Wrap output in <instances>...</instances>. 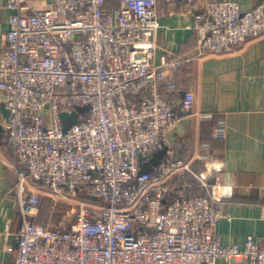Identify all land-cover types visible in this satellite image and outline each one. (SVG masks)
<instances>
[{
  "label": "built area",
  "instance_id": "2783aa9c",
  "mask_svg": "<svg viewBox=\"0 0 264 264\" xmlns=\"http://www.w3.org/2000/svg\"><path fill=\"white\" fill-rule=\"evenodd\" d=\"M109 1L38 8L6 0L0 94L10 110L6 136L23 223L17 258L2 264H264V235H249L241 247L216 230L224 211L213 171L222 162L197 171L168 142L180 120L170 76L192 57L155 60L159 0H112L111 8ZM194 29L197 55L231 53L264 34V3L243 9L237 0H206ZM194 100L187 93L185 108ZM78 106L86 110L65 130L62 113ZM225 123L219 119V134ZM167 143L161 163L141 172L140 156ZM189 175L206 194L170 184ZM68 193L77 195L69 226L34 221L43 195Z\"/></svg>",
  "mask_w": 264,
  "mask_h": 264
},
{
  "label": "crops",
  "instance_id": "0c3cea01",
  "mask_svg": "<svg viewBox=\"0 0 264 264\" xmlns=\"http://www.w3.org/2000/svg\"><path fill=\"white\" fill-rule=\"evenodd\" d=\"M205 1L195 0L188 6L159 0L161 27L156 36L155 60L160 62L167 56L192 57L170 76L176 85L173 99L177 111L187 93L195 97L187 132L171 147L176 157L191 160L197 171L222 162V167L213 171L220 181L218 205L224 211L216 230L225 243L242 247L249 235L256 238L264 235V34L249 39L231 53L197 55L195 12ZM237 1L243 9L264 3V0ZM51 2L32 0L38 8ZM5 3L6 0H0V52L6 47L10 27L11 11L5 8ZM115 4L110 0L108 7ZM163 89L166 90L165 85ZM4 104L0 94V264L17 258L18 233L23 223L16 192L18 176L6 136L8 118L2 109ZM204 113H212L214 117L203 119ZM219 119L226 121L224 134L217 132ZM191 176L186 180L176 177L170 184L184 187L189 196L206 194V189L198 180V185L194 184Z\"/></svg>",
  "mask_w": 264,
  "mask_h": 264
},
{
  "label": "water",
  "instance_id": "95a60500",
  "mask_svg": "<svg viewBox=\"0 0 264 264\" xmlns=\"http://www.w3.org/2000/svg\"><path fill=\"white\" fill-rule=\"evenodd\" d=\"M6 105L2 106L3 112L5 113L6 117L9 119L10 117V110L5 109ZM86 108L83 106H78L76 110L71 113L64 112L62 113V118L64 122V129H68L73 123L79 121L78 112L85 111ZM180 120L176 128L170 131L167 135L168 142L173 143L177 141L180 135H184L187 132V128L192 121V117L189 115L191 110L185 108L184 102L182 103L180 109L177 111ZM169 143L165 144L161 149L152 153L151 155L140 156V165H141V172H149L153 169L154 166L161 163V161L166 157L169 149Z\"/></svg>",
  "mask_w": 264,
  "mask_h": 264
},
{
  "label": "rangeland",
  "instance_id": "374dc122",
  "mask_svg": "<svg viewBox=\"0 0 264 264\" xmlns=\"http://www.w3.org/2000/svg\"><path fill=\"white\" fill-rule=\"evenodd\" d=\"M68 194V197L63 198L53 199L51 197L53 203L51 204V207H48L50 208V211H48V214L45 217L46 221H44V224L47 223L52 227H59L61 226L60 223L63 226H69L70 223L74 221V216L77 210V195L73 193ZM45 196L50 197L49 195ZM40 211L41 207L39 208L38 214L40 213Z\"/></svg>",
  "mask_w": 264,
  "mask_h": 264
},
{
  "label": "trees",
  "instance_id": "16d2710c",
  "mask_svg": "<svg viewBox=\"0 0 264 264\" xmlns=\"http://www.w3.org/2000/svg\"><path fill=\"white\" fill-rule=\"evenodd\" d=\"M191 177L192 178H190V179H192L193 183L198 185V183L196 181L197 179L195 177H193V176H191ZM52 203H53V200L51 199V197L43 196L41 198V205H40L41 211L37 215L36 218L34 217V221L35 222H43L44 223V221H46L45 217L47 216L48 211H50V208H48V207H51Z\"/></svg>",
  "mask_w": 264,
  "mask_h": 264
}]
</instances>
